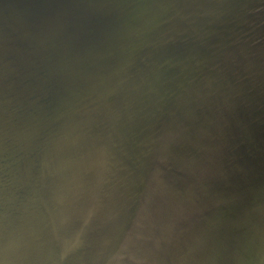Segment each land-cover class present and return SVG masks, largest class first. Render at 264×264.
Masks as SVG:
<instances>
[{
  "label": "bare ground",
  "instance_id": "obj_1",
  "mask_svg": "<svg viewBox=\"0 0 264 264\" xmlns=\"http://www.w3.org/2000/svg\"><path fill=\"white\" fill-rule=\"evenodd\" d=\"M0 264H264V0H0Z\"/></svg>",
  "mask_w": 264,
  "mask_h": 264
}]
</instances>
